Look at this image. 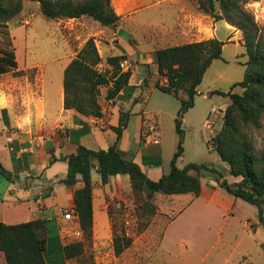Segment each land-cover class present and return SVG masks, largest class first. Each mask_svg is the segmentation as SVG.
<instances>
[{
  "label": "rangeland",
  "instance_id": "1",
  "mask_svg": "<svg viewBox=\"0 0 264 264\" xmlns=\"http://www.w3.org/2000/svg\"><path fill=\"white\" fill-rule=\"evenodd\" d=\"M134 1L112 0L116 13L122 18L118 27L114 29L102 27L94 20L86 17L48 20L41 13L38 3L24 1L23 10L19 14L7 24H0V49L5 48L14 51L19 66L23 69L19 76L8 74L0 77V82L4 85L1 90L7 92H9V88L16 90L19 96V106L28 110L25 97L21 96V92L23 88L30 92L39 87L38 97L32 96L33 93L31 92L33 101L30 108L34 113V119L38 120L40 111L44 109V125L55 123L58 116L57 106L59 105L60 91L63 89V68L70 58L76 56L88 39L94 38L99 53L103 57V63L99 65V70L105 71L107 69L105 64L107 44L115 34L120 35V44L123 47H129L131 46L130 42H136L137 44H134L140 47L143 58L147 60L146 53L153 51L151 48L152 36L149 35H152L154 31L148 26L154 24L159 28L162 25L163 27H170L175 21L177 11L170 6V3H164L149 10H142L144 6L142 4L136 5ZM136 1L142 3L140 0ZM184 4L187 5V12L189 10L192 15H196L200 20L213 23L209 30L210 35H214L226 45L223 48L222 58L215 60L206 71L199 87L195 106L181 120L184 131V154L178 160V166L183 168L190 163H205L210 167L223 170L226 165L210 148H212L211 138L221 130L224 111L230 103V99L217 92H228L235 83L244 79L245 67L241 63H245L248 58L243 46V33L225 21L216 22L213 18L196 12L193 3V8L184 0L179 3L181 7L185 6ZM245 9L253 15L264 37V0H250ZM199 31H197L200 34L198 39H206L207 30L204 29V26ZM193 39L195 37L188 40ZM113 42L117 46V41ZM160 46L163 45H157L155 48ZM130 65L132 72L134 71L136 76L138 75V77H134L133 81L139 79L143 83L144 76L139 75L140 69L141 73L143 72L148 78L151 77L152 81L153 76L154 80L156 79L157 73L153 72L149 64L141 65L137 60H133L130 61ZM148 71L151 72L150 75L147 74ZM1 87L2 85H0ZM233 92L242 93L243 90L237 87ZM127 93H131L130 89L127 90ZM106 94L107 88H101L99 103L102 108L111 103L106 101ZM144 97L145 101L142 107L149 115H156L160 124V130L155 134L153 133L152 139L156 143L163 142L165 154L171 152L179 138L176 131V119L181 103L174 96L153 87L144 90ZM213 109H219V112L211 118L213 124L211 130L206 127V124ZM3 118L0 111L1 157L5 156L4 151H8L6 135L3 131L7 126L14 127V123L7 125L6 122L8 121ZM248 134L256 151L263 154L264 120L261 129L251 128L248 130ZM207 177L210 176H203L202 180L206 182ZM227 178L231 183L238 181L229 173H227ZM25 184L24 180L19 181L15 177L8 180L0 174V196L5 202L17 201L21 203L27 199L33 208L45 207L46 213L43 216L57 217L59 215L58 209L61 208L64 219L69 197L63 195L61 191L52 196L44 197L42 193H36L34 188L26 189ZM15 190L16 193H12ZM240 201L248 209L240 211L249 219L241 223L239 216L238 219L232 218L222 238L217 241L215 236H210V230L207 231L211 222L203 218L206 215L203 213V206L206 204L202 201L192 202L190 198L171 201L168 196L158 195L155 199L158 207L157 212L154 216L148 217L141 216L136 211L131 190L125 192L123 198L119 196L108 197L111 227L108 213H103L97 208L93 238L91 242H86L84 254L73 260L63 259L60 264H264V225L259 222L256 207L243 200ZM26 203L25 201V205ZM7 206L6 203L0 202V215H2L0 218L5 223L19 224L26 222L29 218L31 219L26 207L20 205L18 207ZM186 207L187 212H184L173 227L174 231L179 234L176 236L177 238L184 237L183 233H185L189 241L184 242V248H180V242L176 240L162 241L166 224ZM34 216L35 218L43 217L37 213ZM197 220L201 221L200 228H197L195 224ZM212 222L221 226L222 218L220 216L213 217ZM113 225L115 226L113 227ZM49 228V231L51 230L49 233L50 247L53 246V248L81 240L83 237L75 217L60 222V235L58 237L55 235L57 230L52 226ZM115 233L118 236L131 238L132 241L131 246L119 256L115 253L113 243ZM194 236H198L200 239L193 241L192 237ZM182 255L183 259L180 260L179 257Z\"/></svg>",
  "mask_w": 264,
  "mask_h": 264
},
{
  "label": "trees",
  "instance_id": "2",
  "mask_svg": "<svg viewBox=\"0 0 264 264\" xmlns=\"http://www.w3.org/2000/svg\"><path fill=\"white\" fill-rule=\"evenodd\" d=\"M38 3L41 13L48 20L90 18L102 27L114 29L122 18L112 5V0H0V24H7L23 10V2ZM195 11L225 21L243 33V46L247 61L244 79L235 83L230 91L217 93L230 99L223 116L221 130L211 138L212 148L226 167L220 170L209 165L190 163L180 168L178 160L184 154L182 119L195 106L199 87L206 71L215 60L222 58L225 42L211 38L200 42L157 48L154 63L157 67L153 81L144 75L140 87L142 94L134 103L145 101L144 90L149 87L174 96L181 103L176 119L179 135L177 151L170 171L158 180L151 179L133 159H128L119 149L123 131L127 128L130 112L120 110L119 125L111 127L117 134L116 142L105 150H91L79 145L77 152L64 157H53L68 165L67 175L62 183L72 188L81 176L84 186L74 191L73 210L77 218L82 239L56 248L49 244V221L45 218L6 224L0 222V252L6 264H60L61 260L80 258L86 242H91L94 230V186L91 172L97 168L101 185L109 183L117 175L128 176L131 193L139 215L154 216L158 195L192 194L199 197L203 176H212L219 187L235 199H241L255 206L258 219L264 225V153L259 154L248 134V130L261 129L264 120V37L252 14L245 6L250 0H185ZM257 1V0H254ZM94 38L86 41L64 70V108L83 117L101 118L104 115L99 103L101 88H107L106 101L116 103L121 92L127 93L123 100L131 99L136 86L130 85L131 69L123 71L120 64L126 55L109 56L105 59L107 69L99 70L103 63ZM12 73L19 76L18 61L14 51L0 49V76ZM148 75L151 72H147ZM152 76V75H151ZM237 87L242 93L233 92ZM154 128H159L157 117ZM210 143V141H209ZM227 173L238 179L231 183ZM0 174L12 180L13 175L0 163ZM109 218L110 212L108 210ZM112 224V222H111ZM115 225H113L114 227ZM115 232V231H114ZM115 253L121 255L132 244L131 238L113 237ZM50 262H49V259Z\"/></svg>",
  "mask_w": 264,
  "mask_h": 264
},
{
  "label": "crops",
  "instance_id": "3",
  "mask_svg": "<svg viewBox=\"0 0 264 264\" xmlns=\"http://www.w3.org/2000/svg\"><path fill=\"white\" fill-rule=\"evenodd\" d=\"M140 2L142 3H137L136 0L134 1L136 5L140 6V4H142L144 6L142 10H149L164 3H170V6L174 7L177 11V16L174 19L175 21L170 27H163L162 25L159 28L154 24L148 26L154 31L152 32V35L149 33V36H152L151 48H153V51L146 53L147 60L143 58L142 51L139 46H136V42H130L131 46L129 47L121 46V37L118 34H115L107 44V57L126 55L129 61L137 60L141 65L149 64L153 72H157V67L154 63V53L157 49L155 46L163 45L159 48H165L216 38L214 35H210L211 32L209 31L213 23L211 24V22L209 23V21L203 19L200 20L196 15H192L189 10L187 12V5L184 4L185 6L183 7L179 5L181 0H140ZM184 2L187 3L185 0ZM202 26L207 30V37H205L206 39L200 40L198 39L200 34L197 33V31L200 32L199 30ZM192 37H195V39L188 40ZM113 41H117V46ZM175 41L177 42L174 44L173 42ZM180 41L183 42L180 43ZM72 59L73 58H70L67 64H65V67L63 68L64 70ZM138 69H140L139 66ZM21 70L23 69L20 68L18 62V71ZM140 70L139 75L144 76V73H141ZM2 76L4 75H1L0 77ZM135 76L136 74L134 72L130 80V85L136 86L133 92V97L130 100H123L127 93L121 92L116 99L115 104L111 102L103 108L104 115L101 118L83 117L72 110H65L64 89H62L59 96V105L57 106L58 116L56 117V122L48 125H44L43 123V118L45 117L44 109L40 111L38 120H35L34 113L30 108L31 102L33 101L31 98V92L33 93L32 96L38 97L39 87L37 90H31L30 92L23 88L21 96L25 97V103H27L28 108V110H25L18 104L19 96L17 95V91L14 89L12 90L11 88H9V92L1 90L4 85L0 82V85H2L0 88V111L4 117L3 119L6 118V121H8H5L7 125L9 123H14V127L7 126L4 131L2 130L6 135L8 151H4V157H1L0 154V163L12 173L13 179L15 177L16 179H19V181L24 180V182H26V189L30 190L31 188H34L36 189V193H42L44 197L49 195L52 196L53 194H57L58 191H61L63 195L69 197L68 206L65 209V212L70 210L74 213L73 195L75 190L84 186L82 178L81 176H78L77 183L72 188L65 186L62 181L67 175L68 165L63 161L52 162V159L53 157L59 158L75 154L79 145L85 146L91 150L108 149L116 142L117 134L111 129V127H117L119 125L120 110L123 109L124 111H129L131 116L128 126L123 131L122 138L119 142V149L123 152L126 158L133 159L138 163L142 170L151 179L158 180L162 175L169 173L171 160L177 151L179 138L176 140L175 148L166 154L163 142L156 143L154 139H152L154 134L160 130V124L158 121L159 128H154V118L156 115H149L142 107V102L137 104L133 102V99L139 97L143 92V89L139 86L141 81L139 79L133 81ZM136 77H138V75ZM140 106L141 108H139ZM37 109L38 107L35 110L37 111ZM91 175L94 186L93 209L95 222L97 208L103 213H108V197L119 196L123 198L124 193L130 191L131 188L128 176H113L110 178L107 185L102 186L101 177L97 172V168L92 170ZM201 184L202 189L199 197H194L192 194L172 195L168 197H170L171 201H180L184 198H190L192 202H204L206 205L203 206V213L206 215H204L203 218L207 219L208 222H211L207 231L210 230V236H215L218 241L222 238L227 226L231 223L232 218H237L239 216L241 223L249 219L248 216H245L240 211L248 209L243 203H241V199H235L221 189L212 176L207 177L206 182L202 180ZM17 185L20 186V184ZM12 193H16V190ZM36 193L34 192V194ZM25 201L27 202L26 205ZM25 201H23L24 203H18L17 201H13L12 203L5 202L2 196H0V202L2 204L6 203V205H11L13 207H18L19 205L26 207L29 211V216L31 217V219L29 218L26 222L39 218L47 219L49 221V227L52 226L57 230L55 235L58 237L60 235V222L64 220L63 213L61 212L62 209H58L59 215L57 217L43 216L46 213L45 207L33 208V205H31L29 200L26 199ZM184 212H187V207L183 208L176 217H173L166 224L161 238L162 241L176 240L180 242V248H184V242L189 241L186 238L187 235L183 233L184 237L177 238L176 236L179 234L174 231L173 227L174 223L182 217ZM35 213L42 215L43 217L38 216L35 218ZM216 216L222 218L221 226H217L212 222L213 217L216 218ZM0 217H2V215H0ZM74 217L78 224L75 214ZM0 222L4 221L0 218ZM200 222L201 221L199 220L195 222L197 228H200ZM214 226H216L215 229ZM52 231L54 230L52 229ZM49 233H51V230ZM192 239L194 241V239L200 238L194 236ZM179 258L182 260L183 255ZM0 264H6L4 254L1 252Z\"/></svg>",
  "mask_w": 264,
  "mask_h": 264
},
{
  "label": "built area",
  "instance_id": "4",
  "mask_svg": "<svg viewBox=\"0 0 264 264\" xmlns=\"http://www.w3.org/2000/svg\"><path fill=\"white\" fill-rule=\"evenodd\" d=\"M120 67L123 71H127L130 69L131 65H130V61L128 59L126 60H123L120 64ZM217 112H219V109H213L212 112L210 113V118L207 120V124H206V127L209 128V129H213V124L211 122V118L212 116H214ZM62 212V211H61ZM74 216H73V212L72 211H67L65 212L64 214V220H71L73 219Z\"/></svg>",
  "mask_w": 264,
  "mask_h": 264
}]
</instances>
